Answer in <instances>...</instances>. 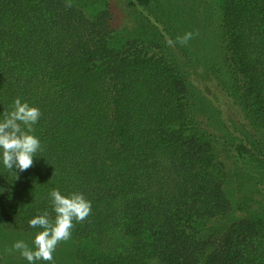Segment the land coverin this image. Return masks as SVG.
I'll return each mask as SVG.
<instances>
[{
  "label": "trees",
  "instance_id": "trees-1",
  "mask_svg": "<svg viewBox=\"0 0 264 264\" xmlns=\"http://www.w3.org/2000/svg\"><path fill=\"white\" fill-rule=\"evenodd\" d=\"M219 1L227 84L202 39L177 40L197 30L201 7L179 28L154 0H125L137 28L131 15L116 24V0L91 16L75 0H0V120L17 97L38 107L43 146L23 172L6 169L0 150V224L37 234L29 221L44 211L54 220L53 189L80 192L91 214L71 232L79 264H264L262 219L203 233L232 202L192 92L264 127V0Z\"/></svg>",
  "mask_w": 264,
  "mask_h": 264
},
{
  "label": "rangeland",
  "instance_id": "rangeland-1",
  "mask_svg": "<svg viewBox=\"0 0 264 264\" xmlns=\"http://www.w3.org/2000/svg\"><path fill=\"white\" fill-rule=\"evenodd\" d=\"M88 15L95 14L101 7L100 0H75ZM157 12L167 13L168 17L182 27L192 12L196 13L201 7L200 15L204 18L200 21L197 30L192 29L198 35L197 38L205 42L201 46L202 52L206 49L210 53L211 63L220 74V78L225 84L229 83L230 76L226 71L223 58L220 57L222 42L219 33V0H154ZM202 5V6H201ZM115 12V22L118 26L126 23L125 19L131 15L133 21L130 26L139 27L138 17L125 0H116L113 3ZM162 10V11H160ZM168 17H163L168 21ZM169 19V20H170ZM190 17L186 20L189 21ZM207 22V23H206ZM190 23V21H189ZM206 23V24H205ZM208 24V25H207ZM194 26V25H193ZM195 27V26H194ZM139 30H142L141 28ZM124 37V36H123ZM121 38V35H119ZM126 38V37H125ZM203 42V43H204ZM230 86V84H229ZM199 91L192 92L191 103L193 115L196 117L201 129L210 135L213 142V153L217 162L216 169L224 177V190L232 202V212L226 217H222L203 227L204 234L218 233L224 230L233 221L241 218L262 219L264 221V127L254 123L251 127H243L238 124L237 119L224 117L208 99ZM241 143H246L251 151L246 158L241 159L236 156L235 147ZM202 224H200L201 226ZM34 233L11 230L0 224V258L1 264H29L20 254L13 250L11 253L6 249L12 248L14 242L22 240L35 248ZM77 241L73 238L58 244L53 253L54 264H79L75 255ZM35 264H52L48 261H36ZM149 264H159L157 260Z\"/></svg>",
  "mask_w": 264,
  "mask_h": 264
},
{
  "label": "clouds",
  "instance_id": "clouds-1",
  "mask_svg": "<svg viewBox=\"0 0 264 264\" xmlns=\"http://www.w3.org/2000/svg\"><path fill=\"white\" fill-rule=\"evenodd\" d=\"M71 6V0H67L65 7ZM196 35L198 33L189 31L177 40L180 44H187ZM166 42L170 46L175 44L170 38ZM41 115L38 107L22 102L19 97L14 100L13 110L3 113V119L0 120V150L3 165L9 171L13 168L20 172L29 169L34 164L33 158L43 151L41 141L35 136L33 129ZM15 175L17 176L16 172ZM49 195L56 214L54 220L44 211L29 221L31 227L42 228V231L35 235V248H30L24 241L18 240L12 248L6 249L9 253L13 250L19 251L29 264L41 260L54 264L53 253L59 243L71 239L74 221L83 222L91 214V201L80 192L63 195L58 189H53Z\"/></svg>",
  "mask_w": 264,
  "mask_h": 264
}]
</instances>
